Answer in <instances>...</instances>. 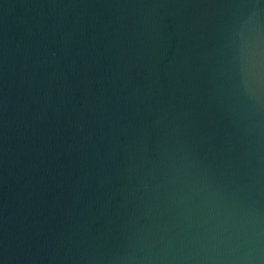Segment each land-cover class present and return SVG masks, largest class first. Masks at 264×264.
Wrapping results in <instances>:
<instances>
[{"label":"water","instance_id":"obj_1","mask_svg":"<svg viewBox=\"0 0 264 264\" xmlns=\"http://www.w3.org/2000/svg\"><path fill=\"white\" fill-rule=\"evenodd\" d=\"M0 264H264V0H0Z\"/></svg>","mask_w":264,"mask_h":264}]
</instances>
